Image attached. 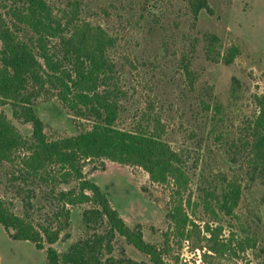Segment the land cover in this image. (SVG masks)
I'll use <instances>...</instances> for the list:
<instances>
[{
	"label": "rangeland",
	"instance_id": "1",
	"mask_svg": "<svg viewBox=\"0 0 264 264\" xmlns=\"http://www.w3.org/2000/svg\"><path fill=\"white\" fill-rule=\"evenodd\" d=\"M47 1L56 13L76 4L80 17L117 37L110 52L121 88L116 125L150 129L154 119L161 121L163 137L187 164L190 179L183 205L194 225L184 237L173 233L168 214L177 197L174 187L151 181L141 166L86 159L83 176L98 184L126 225L166 250L164 258L171 264H264V181L251 180L247 173L249 124L257 114L255 97L264 93V0H206L209 9L197 15L192 0ZM14 3L0 0V14L8 24ZM231 50L235 54L226 63ZM0 108L30 136V123L15 117L9 104ZM35 110L49 138L71 136L91 125L76 118L55 91L39 97ZM18 169L16 163H0V194L14 203L17 213L28 212L33 222H43L62 203L43 197L36 186V196L30 199L36 207L29 209L25 202L30 185L12 180ZM229 181L241 186L232 216L217 208ZM76 184L56 183L54 191ZM50 188L44 185L41 190L50 193ZM89 205H66L69 223L53 245L59 254L79 238L105 234V220L85 224L82 211ZM205 224L220 227L214 240L208 238ZM215 241L224 246L209 251ZM111 244L102 264H109V258L148 260L123 237H114ZM0 264H48V259L45 249L12 239L0 224Z\"/></svg>",
	"mask_w": 264,
	"mask_h": 264
},
{
	"label": "trees",
	"instance_id": "2",
	"mask_svg": "<svg viewBox=\"0 0 264 264\" xmlns=\"http://www.w3.org/2000/svg\"><path fill=\"white\" fill-rule=\"evenodd\" d=\"M14 1L8 11L9 24L0 14V106L9 104L12 114L30 123L32 130L30 136H24L0 108V163L19 165L12 180L30 185L25 202L29 209L36 207L30 200L36 196V186L43 197H52L62 205L45 221L35 223L28 212L17 213L14 203L0 194V224L12 239L45 249L48 264H102L105 253H111V241L116 236L123 237L148 260L109 258L107 263L171 264L164 258L166 250L146 241L141 230L126 225L98 184L82 172L84 160L107 158L141 166L153 182H171L173 196H177L168 214L173 233L184 237L191 231L194 222L183 205V193L190 179L187 164L163 137L161 121L154 119L150 129L140 125L123 129L116 125L121 88L115 81L110 52L118 43L117 37L102 25L80 17L76 4L56 13L47 0ZM191 8L197 15L209 6L206 0H192ZM234 54L231 50L225 62L229 63ZM187 73L191 75L189 70ZM50 91L56 92L76 118L90 121V127L71 136L49 138L35 110V101ZM255 103L258 109L249 124L247 173L251 180L264 181V93L255 97ZM71 180L77 181L76 186L55 193L56 183ZM44 185L51 186L53 195L41 190ZM240 194V183L229 181L222 199L217 200L218 211L234 215ZM83 203H90L82 211L85 224L102 219L107 230L104 235L79 238L59 254L53 245L69 223L70 208L66 205ZM203 227L211 240L216 236L215 230L220 229L209 224ZM223 246L215 241L208 250L216 252Z\"/></svg>",
	"mask_w": 264,
	"mask_h": 264
}]
</instances>
